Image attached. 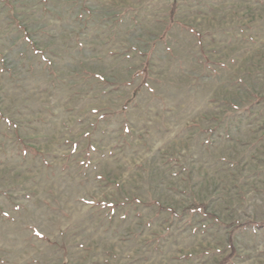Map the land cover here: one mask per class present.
Returning <instances> with one entry per match:
<instances>
[{"label":"rangeland","instance_id":"obj_1","mask_svg":"<svg viewBox=\"0 0 264 264\" xmlns=\"http://www.w3.org/2000/svg\"><path fill=\"white\" fill-rule=\"evenodd\" d=\"M263 219L264 0H0V264H264Z\"/></svg>","mask_w":264,"mask_h":264},{"label":"trees","instance_id":"obj_2","mask_svg":"<svg viewBox=\"0 0 264 264\" xmlns=\"http://www.w3.org/2000/svg\"><path fill=\"white\" fill-rule=\"evenodd\" d=\"M175 10H176V3L174 2L173 7L171 9V13H170V15L172 17L171 20H173V14H174ZM140 71H143L144 72V71H146V69L143 68ZM186 209L187 210H190V211H193V212L194 211H201V212H204V213H208L205 204L202 203V202L193 201L192 203H190L186 207ZM171 211H175V209H171ZM250 222H252V223H254L256 225H262V226L264 225V219L263 220H260V221H250Z\"/></svg>","mask_w":264,"mask_h":264}]
</instances>
